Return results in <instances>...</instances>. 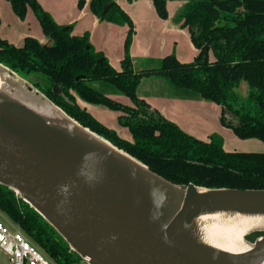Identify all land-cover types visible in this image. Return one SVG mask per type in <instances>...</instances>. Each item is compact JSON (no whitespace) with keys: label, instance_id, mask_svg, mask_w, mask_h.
Segmentation results:
<instances>
[{"label":"trees","instance_id":"trees-1","mask_svg":"<svg viewBox=\"0 0 264 264\" xmlns=\"http://www.w3.org/2000/svg\"><path fill=\"white\" fill-rule=\"evenodd\" d=\"M5 1L21 21L30 9L47 42L26 37L16 47L0 39V65L26 77H42L46 86H34L74 121L172 184L264 190V152H226L218 135L208 141L196 139L137 95L143 78L164 79L181 92L217 104L220 123L239 139L264 143V0H151L162 19L168 17L167 1L184 2L173 20L187 29L197 54L189 63L170 54L157 66L138 71L128 52L134 27L116 0H90L89 8L101 21L128 27L118 69L95 51L88 33L73 35L70 27L58 25L37 0ZM242 83L248 87L246 96L237 92ZM96 84L112 90L100 92ZM54 85L61 94L53 93ZM114 95L126 97L130 104L111 99ZM81 104L117 112L118 124L129 132L131 141L99 123ZM0 212L55 264H84L34 209L2 185ZM262 234L246 239L252 242Z\"/></svg>","mask_w":264,"mask_h":264},{"label":"water","instance_id":"water-1","mask_svg":"<svg viewBox=\"0 0 264 264\" xmlns=\"http://www.w3.org/2000/svg\"><path fill=\"white\" fill-rule=\"evenodd\" d=\"M5 74L15 73L0 65V81L7 79ZM1 87L0 185L34 209L85 264H264V227L245 236L253 250L243 255L187 236L195 215L214 210L215 194H231L237 203L217 210L249 214L252 202L264 211V190L172 184L44 95L38 102ZM52 91L61 94L58 85ZM148 182L166 192L167 199L177 195L178 204L170 208L166 195L151 190ZM260 232L253 242L246 239Z\"/></svg>","mask_w":264,"mask_h":264},{"label":"crops","instance_id":"crops-1","mask_svg":"<svg viewBox=\"0 0 264 264\" xmlns=\"http://www.w3.org/2000/svg\"><path fill=\"white\" fill-rule=\"evenodd\" d=\"M37 2L50 14L58 25L67 28L70 27L73 35L81 36L84 33H88L84 31L88 30L87 28L92 27V25H94L96 30L101 23V20L90 11V0H37ZM115 2L119 8L129 16L134 27V33L135 29L137 30L139 27L147 32V34L144 33L146 35L144 39L146 44L144 46L142 45L141 48L139 47V52H143V57L131 59L134 70L138 67V70L143 68L142 64L137 60L147 59L145 58L146 56H151L149 53L153 52V36H151L148 31L151 30L153 32L156 28H161L164 32H169L171 34L170 37L177 41V46L173 50V53L175 52L174 55L180 62L189 63L194 60L197 50L191 43L187 29L181 28L180 24L175 23L173 20L183 6V1H167L168 17L165 20H161L157 16V12L151 0H116ZM37 23V19L30 10L27 12L25 20L21 21L12 12L9 3L5 0H0V39L16 47H21L26 37L35 38L39 42H47L43 32L39 34L38 26L40 25ZM164 36L168 39L167 35ZM89 40L95 51L102 53L100 51L101 49H97L94 46L93 37L91 40L90 34ZM135 43L138 45L137 41H135ZM161 43L163 45H158L156 49L159 55L154 54V58H159L156 56H162L160 58L162 59L170 55L172 47L169 46L168 43L166 45V38H163ZM147 46L149 48H147ZM132 48L134 49V47ZM104 57L106 56L104 55ZM106 59L108 60V58ZM147 61L154 62V60L149 58ZM108 62L114 68H119V66H115L111 61L108 60ZM143 80H146L147 85H150L148 89L142 90ZM162 81L161 78L156 77L145 78L141 80L137 89L138 97L144 100L152 110L159 112L164 118L176 124L182 131L196 139L208 141L212 135H218L221 138L223 135H226L229 138L232 137V139H235L230 135L233 132H230V129L224 127L220 123L221 109L217 104L198 99L191 94L181 92L175 88V92L163 93L160 89L169 86ZM170 87L172 86L170 85ZM81 106L89 113L92 111L100 113L103 120L108 122L109 126L100 121L99 123L114 130L118 134L117 126L120 125L117 121L119 115L117 112L112 111L116 115H111L105 111L108 109L101 106L87 104H81ZM115 119L117 122L116 124L114 123ZM122 136L120 137L131 141L130 134L127 138ZM226 152L231 151L228 150ZM0 256H2V262H0V264H7V257L1 249Z\"/></svg>","mask_w":264,"mask_h":264},{"label":"rangeland","instance_id":"rangeland-1","mask_svg":"<svg viewBox=\"0 0 264 264\" xmlns=\"http://www.w3.org/2000/svg\"><path fill=\"white\" fill-rule=\"evenodd\" d=\"M167 13H168V11H167ZM26 15H27V13H26ZM157 16H158V14H157ZM25 18H26V16H25ZM25 18H24V20H25ZM160 19L165 20L162 18H160ZM38 28H39V32H40L39 34H42L41 27L38 26ZM87 29L88 30H85L84 32H88L90 34L91 40L93 37L94 46L97 49L98 48L101 49L100 51L106 56L105 58H108V60L111 61L115 66H117V67L120 66V61L122 60V58L124 56V44H125L126 34L128 32V27L126 25H117V24H113V23H110V22L103 20V21H101L99 27L96 30H95L94 25H92V27H89ZM84 32H82V33H84ZM148 32L150 33L151 36H153V52L149 53L151 55L150 57L146 56L145 58L152 59V60H154V62L150 61V63H149V61H147V59L137 60L142 64V67H144V68L158 65V61L161 60L160 58L162 56L161 57L156 56L159 58H154L155 56H153V55L154 54L159 55V53L157 52L156 49L158 48V45H163L161 43L163 38H166V45L168 43V45L172 47L170 54L175 53V52L173 53V50L177 46V41L170 37L171 34L169 32H164L161 28H156L153 32L151 30ZM144 33L147 34V32H145L144 29H141L140 27L137 30L135 29V33H133V35H132V40H131V44L129 46V51H128L131 59L143 57L142 56L143 52H139V51H140V48L142 47V45L144 46L146 44V42L144 41L146 35ZM164 35H167L168 39ZM135 41L138 42L139 46L135 43ZM41 43L44 44L46 42L41 41ZM132 47H134V49ZM147 48H149V47L147 46ZM138 69H139V67L136 68L137 71H138ZM5 75L7 76L6 80L1 78V83H2L3 88H6L7 90L15 91L16 94H18L19 97H21L23 99H31L33 101L39 100L38 102H42L40 100V98H38V97L43 96V94L34 86V84H39L40 87L46 86V82L42 77H40L39 75H30V76L26 77L23 74H16V73L14 74L15 76L14 75L8 76L7 74H5ZM143 79H145V78H143ZM162 80H163L162 82L164 84L169 86L167 88L160 89L163 93H171V92L176 91L173 87H170V85L164 79H162ZM143 82L144 83L142 85V90L148 89L149 88L148 86H150V85L149 84L147 85L146 80H143ZM140 83H141V81H140ZM28 86L34 88L33 93L27 92V90L25 88ZM96 89H98L100 92H104L107 89H108V91L112 90L110 87H108L106 85L100 86L99 84H96ZM247 91H248V87H247L246 83H242L240 85V88L237 90V92L241 96H246ZM35 92H38L39 94H35ZM115 96H116V98H115ZM111 99H113L117 102H120L122 104H129L128 99L124 96H121V95L111 96ZM105 111L111 115L112 114L116 115L112 111H108V110H105ZM90 114L98 122L100 121L101 123L109 126L108 122H105L103 120V117L101 116V114L97 113V111H92ZM228 117H232V116L229 115ZM114 123L115 124L117 123L116 119H115ZM117 127H118L117 132L120 136L123 135L122 137H125V138H127L129 136V133L125 128H123L121 126H117ZM230 132H232V131H230ZM230 135L233 136L235 139H232V137L229 138L226 135L222 136V140L224 141L223 142V148L226 151L229 150L231 152H252V153H263L264 152V143L263 142H261L257 139L256 140H254V139H245V140L239 139L233 133H231ZM16 197H17V195H16ZM0 221L2 223H4L5 225H7L8 227H10L11 229L17 227L2 212H0ZM260 233H262V232H260ZM252 234H254V233H252ZM252 234H249L247 236V238H251L253 236ZM248 241H250V240H248ZM48 259L52 262V264H55L50 258H48ZM0 262H2V256H0Z\"/></svg>","mask_w":264,"mask_h":264},{"label":"bare ground","instance_id":"bare-ground-1","mask_svg":"<svg viewBox=\"0 0 264 264\" xmlns=\"http://www.w3.org/2000/svg\"><path fill=\"white\" fill-rule=\"evenodd\" d=\"M1 84L0 81V93L2 91ZM125 166H127L126 163ZM148 184L151 190L161 195H166L165 199L168 200L170 208L178 204L177 195L171 196V199H167L166 192L150 182ZM202 193L206 194L205 192ZM211 199L210 206L214 210H203L191 219L187 231L189 241L216 248L233 255H243L252 251V246L247 244L244 238L252 230L264 227V211H261L260 205L254 202L248 204L247 210L250 211L249 214L245 212L234 213L228 209H216L219 205H236L237 203L231 194L218 193L212 196ZM239 203H243V200L239 201Z\"/></svg>","mask_w":264,"mask_h":264},{"label":"built area","instance_id":"built-area-1","mask_svg":"<svg viewBox=\"0 0 264 264\" xmlns=\"http://www.w3.org/2000/svg\"><path fill=\"white\" fill-rule=\"evenodd\" d=\"M0 249L7 257V264H52L18 227L11 229L1 221Z\"/></svg>","mask_w":264,"mask_h":264}]
</instances>
